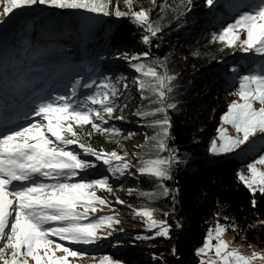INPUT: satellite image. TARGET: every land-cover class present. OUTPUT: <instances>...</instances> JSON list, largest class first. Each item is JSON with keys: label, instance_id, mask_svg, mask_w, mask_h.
Listing matches in <instances>:
<instances>
[{"label": "trees", "instance_id": "1", "mask_svg": "<svg viewBox=\"0 0 264 264\" xmlns=\"http://www.w3.org/2000/svg\"><path fill=\"white\" fill-rule=\"evenodd\" d=\"M256 5L257 0H214L211 6L207 0H191V3L188 0H155V3H152V0H134V10L147 9L150 20L160 27L161 30L156 36L145 33L144 29L138 27L129 17L117 18L115 15L97 14L101 20L100 27L92 35V38L95 34L97 37L91 41L83 39L81 27L77 28L73 23L67 25L69 37L78 35L82 38L84 50L81 58L93 67L97 66L99 71L92 75V82H95L93 88L82 87L77 91L80 100L93 94L105 78H109L116 85L120 95L113 115L116 114L120 102L130 100L128 91H121V84L129 79L128 72H113L107 68L102 74V59L110 61L114 59V55H137L145 64L162 61L163 66L157 67V70L166 71L168 75L175 77L171 82L172 91L167 93L166 102L174 104L175 107L167 109L171 127L170 138L166 144L168 149L174 150L171 155H174L179 163L172 164L171 178L163 181L133 172L131 176H134V190L137 191L128 197L129 202L136 208L150 207L157 210L159 218L169 226V234L167 237L155 236L154 230H140L137 227L142 226L141 223L135 217L126 216L121 219L123 225H116L110 232L111 235L102 237V240L93 244L97 245L98 249L87 253L104 255L106 252L102 250L112 249L115 242L119 241L129 247L106 255H111L121 264H198L197 250L204 244L208 231L217 222L223 224L228 232H232L237 241L246 246L254 244L264 250V194L256 192L253 197L252 192L238 178V173H246V165L252 158L264 153V145L247 159H241L235 153L209 154L221 117L227 112L229 104L237 98L231 93L237 90L239 77L250 71L264 70V57L252 52H236L233 47L227 48L221 42L214 41L213 34L220 33L223 28L233 24L242 13L252 11ZM3 7L0 4V12ZM119 7L122 11L126 10L123 0H119ZM74 12L72 9H56L46 5L14 9L7 16L10 24L0 25V50L2 53L5 50H20L24 41L39 31L46 35L63 33L64 22L68 18L66 16ZM2 18L0 17V20ZM30 26L35 31H32ZM18 28L24 30L18 36H12ZM108 29L106 46L102 47V32ZM145 34L149 35V44L142 42V36ZM50 53L54 55L57 51L51 50ZM143 53H148V56L144 57ZM23 60L24 71L17 72L13 81L28 74L30 82L34 80L35 88H29L27 82L22 81L14 85L15 89L9 92L6 99V80L4 84L0 82V110L6 109L8 104L17 100V87L23 82L24 91L21 93L25 95L30 91L26 98L37 99L38 103L48 101L56 95H67L75 84L71 82L66 89L56 91L52 86L46 85L45 76L35 79L33 72L26 71V65L30 61L28 53ZM233 68L238 71L239 76H232ZM180 74L187 76L181 79ZM118 77L124 79L117 80ZM79 78L83 79L84 84L92 83L84 79L83 73H80ZM194 80L197 82L193 83ZM46 88L49 92H46ZM41 93H48L49 96L44 97ZM196 93L198 99L195 98ZM147 102L149 104L144 105V111H152L158 107L150 100ZM162 118L163 114L157 113L142 120L150 124ZM102 127L118 129L120 134L93 132L91 125H85L81 132V142L97 151H117L121 155L126 152L129 162L132 163L143 157L157 156V153H153L155 148L151 145L140 147L137 155L132 156L128 149L129 141L133 138L131 133L126 136L121 126L112 122L103 124ZM150 127L158 131L157 128ZM88 133L92 134L89 136ZM155 135L153 133L149 137ZM247 144L243 147L244 151ZM147 146L152 151L147 152ZM68 150L77 153L82 159L96 163L95 168L84 171L89 176L87 181H90L93 171L99 174L98 170L102 168L100 161H95L91 156H84L78 151V147ZM132 178L122 180L115 188L120 190L122 185ZM161 184L163 187H160ZM164 188L168 189L167 195L163 194ZM142 193L155 195L149 198ZM253 199L256 201L255 207L252 205ZM90 247L92 246L89 245L88 248Z\"/></svg>", "mask_w": 264, "mask_h": 264}, {"label": "snow or ice", "instance_id": "2", "mask_svg": "<svg viewBox=\"0 0 264 264\" xmlns=\"http://www.w3.org/2000/svg\"><path fill=\"white\" fill-rule=\"evenodd\" d=\"M188 2L191 3V0ZM123 3L126 7L124 11L120 10L119 0H0V4L4 6L0 17H7L14 9L46 5L56 9L83 10L104 16L115 15L117 18L129 17L138 27H142L145 33L156 36L161 29L150 20L148 10H134V0H123ZM152 3H155V0H152ZM207 3L211 6L214 0H207ZM240 29L246 33L243 40L237 34ZM213 40L221 42L227 48H232L238 43L240 51L264 57V0H259L252 11L242 13L233 24L223 28L220 33L213 34ZM142 42L149 44V35H143ZM143 56L147 57L148 53H143ZM126 59L139 74L135 82L141 99L158 105L152 111H144L142 106L134 115L144 118L157 113L163 114L162 119L154 120L150 125L158 129L156 135L145 137V145L155 148L157 156L144 160L137 167V171L140 175L154 177L159 181L168 180L171 178L172 164L179 163L177 158L171 155L174 150L168 149L166 144L170 138L171 127L167 109L175 107L174 104L166 102L167 93L172 91L171 82L175 77L168 75L166 71L157 70V67L163 66L162 61H154L151 64L132 63L140 60L137 55ZM232 71L237 70L233 68ZM122 79L124 78H117ZM94 84L95 82L85 83L82 86L93 88ZM79 86L80 81L77 80L70 95H56L48 101L36 104L33 116L46 123L33 122L17 131L0 135V264H29V260L32 264H69V257L82 258L86 254L57 241H66L69 245L95 244L99 239L96 232L102 226H111L106 222L119 223L111 216H101L95 222L84 223L87 216L75 211L76 207H83L85 213H95V203L108 206V201L98 197L96 192H112V188L108 184V178L69 182L80 172L97 166L95 162L82 159L77 153L67 150L69 145L77 144L83 150L84 156L101 161L113 175L118 173L124 176L132 166L126 152L121 155L117 151H97L81 142V132L85 125H91L93 132L120 134L118 129L102 127L112 119L117 107L120 97L116 85L109 78H105L96 91L85 96L83 100L77 96ZM124 87L127 90L126 84ZM231 94L238 97L239 102L234 100L229 104L221 121L230 124L237 136L231 138L225 131H219L218 138L221 143L217 145L213 141L210 148L212 154L233 152L245 144L250 136L257 132L264 133V70L241 75L237 90ZM254 103H259L261 107L254 108ZM116 119L122 120L123 117ZM164 151L170 153L167 158L158 155ZM256 165H264V156L248 165L249 175L238 173V178L252 192L253 197L256 192L264 194V172L259 171ZM38 177L52 182H40ZM14 182H19L20 186L17 187ZM134 191L137 190H129V194ZM163 194H168L167 188L163 189ZM142 195L151 198L155 194ZM116 203L123 204L124 201L118 199ZM252 205L256 206L255 199ZM134 212L137 216L147 219V230L157 229L155 236H168L169 226L166 221L154 218V209H134ZM226 231L227 228L219 224L215 229H210L204 246L197 251V255L214 252L217 260L212 261V264H253L257 259H264V255L259 253L244 256L237 250H228L229 245L220 239ZM143 238L149 237H137ZM213 240L216 241L215 244L212 243ZM58 252L63 255L58 256ZM101 264L112 262L105 256ZM200 264L207 262L202 260Z\"/></svg>", "mask_w": 264, "mask_h": 264}, {"label": "rangeland", "instance_id": "3", "mask_svg": "<svg viewBox=\"0 0 264 264\" xmlns=\"http://www.w3.org/2000/svg\"><path fill=\"white\" fill-rule=\"evenodd\" d=\"M237 1V0H233ZM231 3V2H230ZM240 3V2H239ZM259 3V0H257V4ZM99 16V15H98ZM68 17L66 21L64 22V27H63V33H57V34H44L43 32L39 31L37 34L31 36L27 40L24 41V45L20 48V50H15V51H10V50H5L3 53L0 50V82L1 84H4V80H6V84L4 85V89L8 92L4 95L6 96V99H8V94L10 91L14 90L15 87L14 85L26 81L27 86L29 88H35L34 86V80H31L30 82V77L28 74H25L24 76H21L18 79H15L13 81V78L15 77L16 73H22L24 71V68L22 67L24 63V56L27 57V53L30 56V61L26 65V71L33 72V75H35V79H40L42 76H45L46 80V85L52 86L54 90L59 91L62 89H66L69 87V83L75 82L77 80L80 81V86L78 87L77 91L82 88L84 82L83 79L79 78L80 73H83L84 79H87L88 82L94 81V77L92 75H95V72H99L97 69L98 67L95 66L93 67L90 65L88 61L85 59L81 58L83 55V45H82V38L80 39L77 36L74 37H69L68 36V26L70 23L75 24V26L81 27L82 28V37L84 40H93L96 38L95 36L92 35L93 33L100 27V19L97 17L96 13H89L83 10H75L74 13H70V16ZM70 17L72 20H70ZM10 22L7 20V17H3L0 20V25H9ZM102 24H103V19H102ZM29 25V24H28ZM28 25L26 28H28ZM32 29V26H30ZM25 28V29H26ZM24 29L18 28V30H15L12 33V36H18ZM12 30H10L11 32ZM32 31H35L32 29ZM109 32L108 30H105L102 32V47H105V42H107V34ZM4 34V33H3ZM237 34L240 36L241 40H243L246 37V33L240 29L238 30ZM71 36V35H70ZM73 36V35H72ZM92 38V39H91ZM79 41V42H78ZM34 44V45H32ZM79 44V45H78ZM92 44V43H91ZM2 45L0 44V48ZM234 51L240 52V53H245L240 51L239 44L237 43L234 47ZM55 50L57 53L54 55H51L50 51ZM16 53V55H15ZM126 57L130 58V55H114V59H111L108 61L106 58L102 59V74L107 68H110L115 71H120V70H125L126 72L129 73V79L121 84V91L122 89H125L124 85H127V91H128V97H130V100L127 102H120V106L117 108V112L115 115H113L112 119H110L108 122H112L113 124H117L118 126H121L123 132L125 133L126 136L127 134L131 133L133 136L132 139H130V144L128 145V149L132 156L137 155L138 150L140 147L143 145L145 146V137H149L153 133L156 134L157 130L156 129H151L150 124L144 123L142 120L143 118L134 115V113L137 112L138 109H140L142 106L144 108V105H148L149 103L147 100H142L141 99V93L138 91V86L136 84V79L139 76V74L130 66L129 60L126 59ZM84 61V62H81ZM132 63H143L141 60L139 61H133ZM92 69H90V67ZM162 72V70H161ZM51 73V74H50ZM69 73H71L72 77L69 78ZM239 76L238 71L233 72V77ZM187 75L186 74H180L181 79H184ZM189 81H190V76H188ZM9 82V83H8ZM197 82V80H194L193 83ZM24 84H21L20 86L17 87L19 90L16 92V95H19V97H16L17 100L14 104L11 105V110L15 109V115L12 116L6 115L4 113V117L0 118V126L2 125H7L6 122L14 119H17L18 117H24V114H28V116L32 115L33 109L32 110H27L30 108V106L27 103H23V100L27 97V95L30 94H22L21 92L24 91ZM72 88V87H71ZM26 91V90H25ZM46 92H49L48 88H46ZM71 91L67 92V95H70ZM35 96V95H32ZM120 96V95H119ZM1 97V94H0ZM195 98H199L197 93L195 94ZM37 99H34V102H36ZM237 102H239L238 97L235 99ZM254 108L259 109L261 106L259 103H254L253 105ZM1 115V114H0ZM122 116L123 119H116V117ZM9 118L7 121L6 118ZM107 118V117H106ZM33 122H40V123H46L40 118L36 117L30 120L26 126H28L30 123ZM12 129L14 131H17L14 126H12ZM219 131H225L228 137L235 138L237 136L236 131L232 128L230 124H225L220 122V125L217 129L216 137L214 138L213 141L216 142L217 145L221 143L220 139L218 138L219 136ZM264 133L257 132L254 136H250L248 141L240 145V147L236 148L235 151L233 152H228V153H235L238 157L241 159H247L249 158V155H254L255 151L259 150L264 145V138H263ZM252 140V141H251ZM249 142V143H248ZM213 143V142H212ZM211 143V145H212ZM248 143V144H247ZM246 146V149L244 151L243 147ZM253 146H256L253 147ZM74 147H78V151L83 153V150L79 146L75 145H69L68 148H71L74 150ZM148 147V146H147ZM211 148V147H210ZM242 149V150H241ZM68 150V149H67ZM147 152L148 150H151L149 147L145 149ZM264 151V149H262ZM152 151V150H151ZM157 153V150L153 151V153ZM248 154H247V153ZM168 151L160 152L158 155L161 158H167L169 156ZM209 154H212L209 150ZM220 154H227V153H220ZM217 155V154H215ZM261 156H264V153L258 154V156H255L252 158L248 164L246 165L247 171L244 173L246 176L248 174V165L252 164L254 161L258 160ZM156 157V156H155ZM153 157V158H155ZM151 157H143L140 160H137L135 162H130L132 165L128 173L125 174L124 176H120L118 173L116 175H113L108 171V168L106 165H104L101 161L100 163L102 164V168L99 171V174H97V171H93L92 174L90 175V181L91 180H97V179H102V178H108V184L112 188V192H108L106 190H97L96 195L100 197L101 199H104L108 201V206L101 205L99 203H95L93 207L97 209L95 213L89 211L85 213V210L83 207H76L75 211L81 214H84L87 216V220L83 221L84 223L88 222H95L97 221L101 216H111L113 220L119 221V223H114L112 221L106 222V224H110L111 226H102L97 232L96 236L99 237L97 241L102 240V237H107L108 233L113 231L115 229L116 225H123V222H121V219L125 218L126 216H132L135 217L136 220L141 223L142 226L137 227L140 230L144 231H149L146 228V223L147 219L145 217L137 216L134 212V209H143V208H150V207H143V208H136L132 206L131 202H129V190L134 189L135 184L134 182V176L132 178V173L136 172V174H139L137 171V167L144 161L147 160ZM257 169L261 172H264V165H256ZM171 170V168H170ZM88 174L85 172H80L79 176L73 177L69 182H80L81 180L87 181L88 180ZM132 178L129 181H126L121 187V189L115 188V185H118L122 180ZM40 182H45L49 183L52 181H47L42 177L37 178ZM17 187L20 186L19 182H14ZM113 184V185H112ZM255 187V185H254ZM122 200L124 201L123 204L116 203L117 200ZM153 209V208H151ZM155 210V209H154ZM154 218L161 220L159 218V215L157 214V210H155ZM177 224V223H176ZM224 226L223 224L217 222L214 227L211 229H215L217 225ZM154 231H157V229H153ZM209 231L207 233L206 238L208 237ZM144 235V234H141ZM205 238V239H206ZM54 240L56 239L55 237L53 238ZM224 242H226L229 245L228 250H237L241 255L244 256H251L252 253H259L261 255H264V250L260 249L258 246L252 244V245H244L240 241H237L235 239V236L232 232L226 231L221 237ZM62 244H64L67 247L73 248L74 250L78 252L85 253L86 255L82 258H73L69 257V264H101L102 258L107 256L110 258L112 264H121L120 262L116 261L111 257V255H106V253H116L120 252L125 248H128L129 245L122 243V242H115V246H113L112 249L109 250H102L103 252H106L104 255L100 254H89L87 251H95L98 249L96 247L97 245L90 244L89 245H81V244H75V245H69L66 241H57ZM205 242V241H204ZM215 240L212 241L213 244H215ZM204 246V244L198 248L201 249ZM197 250V251H198ZM58 256H62L63 253H57ZM198 264L202 260L206 261L207 264H212V261L217 260V257L215 256L214 252H209L207 255H198ZM29 264H32V261L29 260ZM253 264H264V259H257L253 261Z\"/></svg>", "mask_w": 264, "mask_h": 264}, {"label": "bare ground", "instance_id": "4", "mask_svg": "<svg viewBox=\"0 0 264 264\" xmlns=\"http://www.w3.org/2000/svg\"><path fill=\"white\" fill-rule=\"evenodd\" d=\"M2 121V119H0Z\"/></svg>", "mask_w": 264, "mask_h": 264}]
</instances>
